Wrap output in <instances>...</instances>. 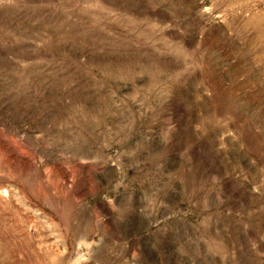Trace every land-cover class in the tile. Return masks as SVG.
<instances>
[{
    "label": "rangeland",
    "instance_id": "1",
    "mask_svg": "<svg viewBox=\"0 0 264 264\" xmlns=\"http://www.w3.org/2000/svg\"><path fill=\"white\" fill-rule=\"evenodd\" d=\"M0 264H264V0H0Z\"/></svg>",
    "mask_w": 264,
    "mask_h": 264
}]
</instances>
